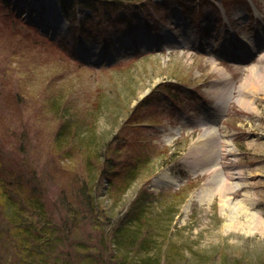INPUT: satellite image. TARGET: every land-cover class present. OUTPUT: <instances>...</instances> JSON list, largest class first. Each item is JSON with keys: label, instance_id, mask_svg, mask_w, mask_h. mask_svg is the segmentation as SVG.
Wrapping results in <instances>:
<instances>
[{"label": "rangeland", "instance_id": "374dc122", "mask_svg": "<svg viewBox=\"0 0 264 264\" xmlns=\"http://www.w3.org/2000/svg\"><path fill=\"white\" fill-rule=\"evenodd\" d=\"M179 1L95 0L71 8L74 20L62 13L58 31L41 28L58 0H0V180L41 196L61 234L50 264L114 259L110 231L134 203L157 221L148 230L168 262L264 264V87L242 91L255 108L237 101L250 69L264 66V0ZM218 86L226 98L215 107ZM213 125L232 152L218 171L196 170L189 150ZM137 163V179L116 195V179ZM106 169L120 173L111 186ZM237 170L241 185L222 206L216 172ZM90 195L99 216L85 208ZM244 198L262 225L237 211ZM10 219L0 194V264H23ZM130 253L126 264H141Z\"/></svg>", "mask_w": 264, "mask_h": 264}, {"label": "trees", "instance_id": "16d2710c", "mask_svg": "<svg viewBox=\"0 0 264 264\" xmlns=\"http://www.w3.org/2000/svg\"><path fill=\"white\" fill-rule=\"evenodd\" d=\"M93 1L95 0H58V3L65 16L71 21L75 19L73 16L68 14L71 8L74 9L75 5L81 7H92V4L94 3ZM112 1L118 2L125 0ZM130 1L136 2L137 0ZM149 1L156 7H160L167 5L170 0ZM171 1L176 3L180 2L179 0ZM90 18L91 17L89 15H85V17H82L79 22L82 23V21ZM81 30L82 31H79L78 33L76 32L77 34H74L73 37L76 38L77 35L79 36V34L83 32V29ZM64 132L65 128L61 131V134ZM108 164L114 163L110 161ZM138 166L139 164L137 163L136 166L126 170V172L123 173L121 179H116L121 180L120 183L117 184L118 189L116 190V195L118 194V196H122V194L130 189L134 181L137 179ZM105 173H103L104 177L106 178V181H108L109 186H111L115 179L113 176H117L119 171H114L111 169L110 171H107L106 169ZM90 179L92 180V178ZM4 180V178L0 180V188L2 189L0 194L4 198V203L7 205L8 215H10L11 218L10 222L12 225H14V236H16L18 239L17 244H19L18 246L22 249L23 254L20 257L22 259V263L50 264L51 256L53 254L52 252L54 251V247L57 246V241H59L61 234H58L56 224L51 223V219L47 218L49 215L46 213L45 205L44 202H42L41 196L35 187H27V189H23L24 186H15L14 182H5ZM91 183L92 182L89 184ZM95 198V195L82 197V199L85 201V208L88 211H92L97 214L99 211ZM25 201L32 203L30 206L32 208H30V210L28 209L29 207H24L25 204L22 202L25 203ZM130 209L133 210L132 214L129 213L131 216L125 221L119 220L118 223H114L112 230L110 231L111 237L109 240L111 241L112 246L117 249L119 255L114 254V259L110 260L108 258V260H106L104 254H93L95 257H92V259L89 258L90 254H84L80 264H126V262L130 261V252L132 250H134V253H142V255H140L139 261L141 264H175L172 262V259L169 262L163 259L165 254L159 251V246L158 249L153 247V240L151 239V232L148 230V227L150 220L153 224H155L157 221L150 219L149 216L145 214L147 211L145 205L134 203ZM69 212L72 215L77 213L74 207H71ZM33 216L36 218L38 217L37 221L33 219ZM97 216H99V214H97ZM96 222V227L102 229V221L96 220ZM52 261L60 263L57 258H53Z\"/></svg>", "mask_w": 264, "mask_h": 264}, {"label": "bare ground", "instance_id": "6f19581e", "mask_svg": "<svg viewBox=\"0 0 264 264\" xmlns=\"http://www.w3.org/2000/svg\"><path fill=\"white\" fill-rule=\"evenodd\" d=\"M254 45H257V43L253 42ZM252 44V47L254 48V45ZM243 51V50H242ZM240 52V51H239ZM264 57V55H263ZM249 75L244 80V82L241 84L239 88V96L237 101L242 106L253 109L255 107L252 106L253 99L247 98V96L242 92L243 90L249 88L258 89V87H264V66L260 64L258 67H252L248 73ZM220 85H224L226 80V75L223 73L220 74ZM248 84L250 86H248ZM222 86H218L216 88V91H221ZM218 97V92H217ZM220 98H218L217 101H219ZM213 119L209 118V122H214ZM181 127H176L175 132L179 133ZM227 134L220 133L217 130L216 125L211 126L210 128H206L204 132L201 133L200 136H198L195 140V144H193L192 148L189 150V153L193 154V159L191 162L193 167L197 170V168L201 167V171H218L220 169L219 165V159L223 158L225 155L229 154L231 151L230 148V141L226 137ZM202 137V138H201ZM207 137V138H205ZM232 172L240 173V170L237 171H230L226 172L225 174H222L221 171L216 172V177H214V180L219 179V183H221V186L219 188V194L221 195V205H227L229 202L228 196L224 195L226 191H234L238 189L241 185L238 183H233L232 178L233 176ZM238 176V175H237ZM240 177V176H238ZM218 183V184H219ZM205 189L201 193H205ZM211 191V189H209ZM209 195V192H207ZM247 199V198H246ZM245 198L242 200H239L237 205L238 209L237 211L240 213H244L250 223L252 224H263L261 220V215L257 212H251L249 211V207L245 205ZM231 219V218H230Z\"/></svg>", "mask_w": 264, "mask_h": 264}]
</instances>
